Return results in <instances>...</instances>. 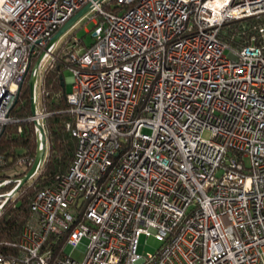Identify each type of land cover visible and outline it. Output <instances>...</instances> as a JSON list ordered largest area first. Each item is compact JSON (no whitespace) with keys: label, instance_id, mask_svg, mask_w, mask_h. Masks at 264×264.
I'll return each instance as SVG.
<instances>
[{"label":"built area","instance_id":"1","mask_svg":"<svg viewBox=\"0 0 264 264\" xmlns=\"http://www.w3.org/2000/svg\"><path fill=\"white\" fill-rule=\"evenodd\" d=\"M85 5L93 42L61 51L76 149L0 264H264V27L239 47L221 36L264 0H0V131L31 62L38 97L51 37ZM44 117L36 98L30 120ZM31 164L0 181V213Z\"/></svg>","mask_w":264,"mask_h":264},{"label":"trees","instance_id":"2","mask_svg":"<svg viewBox=\"0 0 264 264\" xmlns=\"http://www.w3.org/2000/svg\"><path fill=\"white\" fill-rule=\"evenodd\" d=\"M118 8L113 5L105 6L106 10L115 13L119 11ZM260 25L264 27V15L233 21L223 28L221 36L232 46L239 47L247 42L250 36L257 34ZM67 41L68 39L57 47L55 58L41 73L37 105L45 114L42 121L46 136L45 157L37 173L6 202L0 213V253L15 249L23 225L29 217L32 199L40 190L53 187L66 173L76 149L77 141L72 134L75 117L69 111L66 101L68 90L63 79V71L67 66L61 57L62 46ZM80 44L84 48L88 46L81 39ZM35 60L31 62L9 112L13 121L3 125L0 131V181L9 179L7 173L15 169L19 161H32L36 154L37 134L33 121L30 120V92L27 83ZM124 150L126 151V147ZM24 173H20L16 178H20ZM14 185L13 182L8 183L1 191H9Z\"/></svg>","mask_w":264,"mask_h":264},{"label":"water","instance_id":"3","mask_svg":"<svg viewBox=\"0 0 264 264\" xmlns=\"http://www.w3.org/2000/svg\"><path fill=\"white\" fill-rule=\"evenodd\" d=\"M99 2L102 0H98ZM89 10V5H85L80 10H78L74 15H72L68 21H66L61 27L53 34L51 37L49 44L55 43L65 32H67L74 23L80 19L87 11ZM40 56L37 61L35 62L32 71L28 78V87L30 92V111L31 115H34L36 112V98H37V92H36V67L41 60ZM36 125L39 133L40 138L37 141V150L36 154L32 160L31 166L28 168V170L19 178V182L15 185V187L12 189V191L7 195V200L5 203L11 199L17 191L23 186L24 183L28 182L38 171L39 167L41 166L44 157H45V151H46V136L44 129L41 125L34 122Z\"/></svg>","mask_w":264,"mask_h":264},{"label":"rangeland","instance_id":"4","mask_svg":"<svg viewBox=\"0 0 264 264\" xmlns=\"http://www.w3.org/2000/svg\"><path fill=\"white\" fill-rule=\"evenodd\" d=\"M92 17V15H88L86 17H84V15L78 19L74 25L67 31L65 32L60 39L57 42V46H60V44L64 43L65 40L69 39L70 36H75L79 39H81L83 41V43L85 45H89L91 42H93V38L90 35V31L92 30L93 26H94V22H92L89 18ZM71 77V72L66 69L63 71V79H64V86L67 90L70 89V81L69 78ZM38 92H40V88H37ZM208 133L207 131H205L203 133V137H207ZM10 172H8L7 174L9 175ZM85 243V240L81 241V244L83 245ZM160 245V242L155 240L152 236L150 237H145L144 235H142L140 237L139 240V247H138V251H145V252H150V253H154V251L156 250V248H158ZM66 252L67 253H71V255L79 260L82 258L83 254L81 251L76 250V249H72V247L68 246L66 247Z\"/></svg>","mask_w":264,"mask_h":264}]
</instances>
